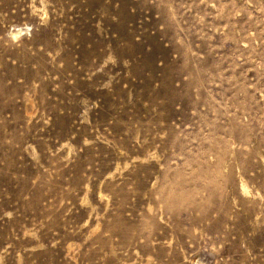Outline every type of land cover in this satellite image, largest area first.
<instances>
[{
	"label": "rangeland",
	"instance_id": "obj_1",
	"mask_svg": "<svg viewBox=\"0 0 264 264\" xmlns=\"http://www.w3.org/2000/svg\"><path fill=\"white\" fill-rule=\"evenodd\" d=\"M0 264H264V0H0Z\"/></svg>",
	"mask_w": 264,
	"mask_h": 264
}]
</instances>
